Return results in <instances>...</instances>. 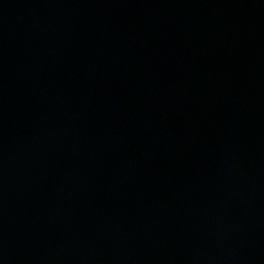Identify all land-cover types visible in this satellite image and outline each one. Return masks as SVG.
<instances>
[{"label":"water","instance_id":"95a60500","mask_svg":"<svg viewBox=\"0 0 264 264\" xmlns=\"http://www.w3.org/2000/svg\"><path fill=\"white\" fill-rule=\"evenodd\" d=\"M0 264H264V0H0Z\"/></svg>","mask_w":264,"mask_h":264}]
</instances>
